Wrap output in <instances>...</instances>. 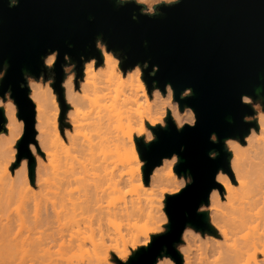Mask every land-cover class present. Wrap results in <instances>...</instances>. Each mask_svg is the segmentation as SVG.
Returning <instances> with one entry per match:
<instances>
[{
  "label": "water",
  "instance_id": "1",
  "mask_svg": "<svg viewBox=\"0 0 264 264\" xmlns=\"http://www.w3.org/2000/svg\"><path fill=\"white\" fill-rule=\"evenodd\" d=\"M143 10L135 0H0V97L10 93L26 136H33L35 110L26 76L39 78L50 71L63 123L69 107L64 66L73 64L75 81L82 78L85 62L95 58L101 63L98 42L124 71L138 66L148 92L164 93L169 86L179 110L193 111V124L178 128L168 111L164 126H149L154 139L138 136L134 142L146 184L153 169L174 155V172L190 182L165 195L166 231L152 234L125 262L116 261L156 264L168 257L183 264L176 244L187 226L216 234L208 212L200 208L220 187L217 173L230 174L225 141L242 140L258 126L246 120L255 111L244 97L259 101L264 111V0H177L156 4L153 13ZM53 53L48 68L44 60ZM185 91L190 93L183 96ZM5 123L0 107V129ZM27 170L33 182V159Z\"/></svg>",
  "mask_w": 264,
  "mask_h": 264
},
{
  "label": "rangeland",
  "instance_id": "2",
  "mask_svg": "<svg viewBox=\"0 0 264 264\" xmlns=\"http://www.w3.org/2000/svg\"><path fill=\"white\" fill-rule=\"evenodd\" d=\"M135 1L143 4V11L148 13L154 12L156 4L164 2L153 0V3L151 5H148L137 0ZM174 1L177 0H173V2ZM97 48H99L100 50L101 48H104L106 50L104 44H102L101 42L97 43ZM50 55H48L44 60V64L48 68L52 67V64L55 60L54 58L52 64H48L47 59ZM92 59L96 61L94 58ZM116 60L118 63L120 62L117 57ZM90 61L91 60L85 62L84 65L89 63ZM96 67V71L101 70L100 64L96 65ZM128 71H131V69L128 68L125 72ZM64 73V80L69 75H73V79L75 81V70L73 64L65 65ZM2 75L3 72H0V78L2 77ZM26 80L27 86L29 87V97L30 92L35 88L46 92L52 91V93L54 94L55 100L58 105V110L55 111V121L57 130L61 136L62 146L71 150L73 146V140L71 136L76 137V140H74V142L77 143L83 139H89L94 143H98L99 147L95 154V164H99V168L97 171H95L94 175H92L90 171L86 173V175L88 174L87 177L83 176L82 173H77L75 179L69 176H65L62 173V168L59 169V172H57V174H39V176L36 177V172L39 165L38 160L41 158V156H43L44 158V154H42V152L40 151V146L38 145V141L36 139L37 130L34 125V135L31 136V134L29 133L26 136L27 131L25 129L24 121L22 119L20 120L17 117L18 122H21L22 126L21 129L15 127V130L13 131L12 139L15 142L12 144V152L9 154L11 157H9L7 171L13 177V175L19 173L20 169H23L26 166L27 182H22V176L20 175V178H18L17 180L18 182L21 181V183L14 182L12 187H10L9 184H6L7 178L3 176L0 177V186L2 184L4 186H8V188H10V190L12 191L9 199H7L5 196L0 195V233H2V230L4 232L0 235V264H118L116 259L125 262L127 258L132 254V252H134L137 248L143 246L145 242H150V236L152 234H160L166 231L168 219L164 211V200L166 194L173 193H160L158 191L156 183L151 182L150 176L148 180V184H150L146 187L145 191L135 186L137 185V182H134L133 184L121 182L120 184L115 186L114 184L120 178L122 180L125 179L124 170L120 165L115 166L114 163V156L117 151L116 147L118 146V144L120 146L123 142L128 143L130 138L134 139L135 137L139 136L138 130L141 128V122L137 119L140 118L139 115L141 114L146 116L147 111H149V113L153 115V113L151 112V107L154 103L152 97L154 90L159 91L162 95V100L157 104L159 111L164 113V119L168 111L171 115V107L177 106V110L181 113L188 112L190 108L184 107L183 110H179L178 103L173 99L172 90L171 93L168 94L167 87L164 93H162L159 89H153L151 90V92L147 91L149 97V107L147 106L148 104L145 99L142 97L137 98L135 102L127 104L124 108L126 113L133 119V122L130 123L128 127L123 120L122 126H111L109 128V133L104 140V138L101 137L100 130L98 131V129H96L91 124L93 118L96 115L95 112L97 111L94 106L85 105L79 107L76 114L77 123L74 124L75 128H72V124L69 121L73 116H70L68 114L70 103L67 102V99L65 98V102L69 107L63 119V123L59 122L60 107L56 93L51 87V83L53 82L52 72L48 71L46 73V76L41 75L39 78L26 76ZM103 80L104 78L102 76H96L89 81L96 84H103ZM83 81H86L84 75L82 76V78H79L77 81H75V83L79 85V83ZM115 88V86H110L111 91L103 101L107 105L113 103V99H115L116 97V92L114 91ZM189 93V91H185L183 93V96L188 95ZM100 95L102 96L103 92H101ZM7 97H9L13 101V99L10 97L9 92L5 94L4 100L7 99ZM0 99L2 98L0 97ZM244 101L251 104L255 111L254 115L246 117V120L257 121L258 113L263 111L261 103L259 101L253 102L248 97H246ZM0 107L3 108L1 105ZM17 113L18 109L16 107V115ZM190 113L194 119V113L192 112V110H190ZM171 117L178 128L184 125L183 124L181 126H178L176 120L172 115ZM149 126H151L149 123H145L143 125V127H145V129L147 130L148 135L151 136L149 138L150 141L154 139V136ZM4 133H6V128L5 130L0 129V147L2 146L1 144ZM139 137H143V139L145 140V135H141ZM212 139L215 140V137L212 136ZM234 140L239 141V139H227L225 141V146L230 152V146L233 144ZM212 156H214V154H212ZM77 158L79 159V161H83V159H80L79 156ZM31 159L35 161V175L33 182H30L27 170V165ZM176 161L177 158L174 155L171 158L164 159L162 164L155 167L154 169L166 171L168 169V165L173 164L174 167ZM141 162V172L144 181L142 170L144 161L141 160ZM78 171L80 172L81 168H79ZM175 175L177 177V182L171 183V188L175 186L183 188L186 183L190 182L189 177H178L176 173ZM79 177L85 178L78 179ZM87 184H89L90 188L89 186H87ZM88 188L92 193L93 200H95L96 202H93L92 207L88 211L77 206L74 211V218L70 217V221L74 220L76 222L74 226H71L72 231H77L78 235L72 237L68 235L59 237L58 235L54 234V236L49 238L47 235L48 233L59 231V226L56 221L55 223H50L52 219L55 220L54 215H56V212H61L62 207L66 205V208H71V202H80L84 198V193H87L89 191L87 190ZM84 189L85 191L87 190V192H84ZM215 189L220 190V188ZM34 195H40L41 198H43L42 202L44 203V207L42 206L36 211L34 210V208L28 206L25 207L26 205H29L26 204L27 200L29 199L30 201V198ZM137 197H139L142 201H144V199L147 197L155 199L154 206L157 209L155 210L157 212L155 213L156 216L154 221L158 225L159 229L156 232L151 233L150 236L144 235V232L146 227H149V225H151L152 220H149L146 214L133 213L131 211L130 199ZM221 197H223L222 193ZM22 204L24 205V207ZM52 204L55 210L52 209ZM208 205H202L200 210L208 212L209 223L217 231L216 227L211 222ZM24 208L25 210H27V212H25ZM155 211H153V213ZM17 212H19L20 214L23 213L21 215L23 217V220ZM45 212L52 214L53 218L51 217L49 220H46L44 216ZM18 217H20L19 219H21L22 222L21 220L19 221ZM2 226L6 228L4 229V227ZM7 232H10L11 236H6ZM208 235L214 236L207 232L201 233L200 231H195L189 226L185 228L181 236V242L176 244V248L183 256V264H185L186 256L188 255L190 257H195V259L198 257V251L194 249V245H198L201 238L204 239V237ZM11 238L13 241L10 240ZM188 246L191 247V250H189ZM7 255L8 257H6ZM125 256H127L126 259L124 258ZM9 257L11 259H9ZM156 264L175 263L170 258L163 257L161 259H158Z\"/></svg>",
  "mask_w": 264,
  "mask_h": 264
},
{
  "label": "bare ground",
  "instance_id": "3",
  "mask_svg": "<svg viewBox=\"0 0 264 264\" xmlns=\"http://www.w3.org/2000/svg\"><path fill=\"white\" fill-rule=\"evenodd\" d=\"M137 1L148 5L153 3V0ZM157 1L166 2V0ZM54 58L55 55L53 53L47 59L48 64H52ZM90 60L91 61L83 67V75L86 81L80 82L79 85H77L73 79V75H69L63 81L65 98L67 102L70 103L68 114L73 116L69 122L72 124V128H75L74 124L77 123L76 114L78 108L85 105L94 106L97 111L95 112L96 115L91 124L98 129V131L100 130L101 137L105 140L111 126L120 127L123 125V120L128 127L130 123L133 122L131 116L125 111L124 107L127 104L135 102L137 98L142 97L149 107V97L139 67H135L128 72L123 71L115 55L104 48H101L100 71H96L98 61L96 59V61L93 59ZM96 76H102L104 78L103 84L98 83L100 81L97 82L98 84L89 81ZM110 86L116 87L114 91L116 92V97L119 98L115 97L113 103L107 105L103 101L111 91ZM171 90L172 89L167 86L168 94L171 93ZM101 92H103L102 96L100 95ZM161 96L159 91L154 90L152 96L154 103L151 107L153 115L147 111L146 116L141 114L139 115L140 118L137 119L141 122L138 135H145L146 141H149L151 136L148 135L147 130L143 127L145 123H149L151 126L158 124L164 125V113L159 111L157 104L162 100ZM30 98L34 102L35 128L37 130L36 139L40 146V151L44 154V158L41 156L38 160L39 165L36 177H38L39 174H57L61 168L65 176L74 179L77 173H82L83 176L87 177L88 174L86 175V173L90 171V173L94 175L95 171L99 168V164H95V154L99 147L98 143H94L89 139H83L77 143L74 142L76 137L71 136L73 146L71 150L65 148L62 146L61 136L56 126L55 111L58 110V105L52 91L46 92L35 88L30 92ZM244 99H246V97H244ZM0 105L3 107V112L7 119L5 125L6 133H4L2 146L0 147V177H6V184L12 187L14 182L21 183V181L18 182L17 180L20 178V175L22 176V182H27L26 166L20 169L19 173L13 175V177L7 171L9 157H11L9 154L13 150L12 144L15 142L12 139L13 131L15 127L21 129L22 123L18 122L15 103L9 97L5 100L0 99ZM190 110L181 113L177 110V106L171 107L170 109L171 115L176 120L178 126L185 123H193L195 118L193 119L191 116ZM257 124V128H251L249 133L243 138L244 143L243 139L239 140L240 142L234 140L233 144L230 146V168H232L233 173L232 170L230 174L220 170L216 175V181L220 184V190L214 188L209 196L208 207L210 219L217 229L216 234L214 236L208 235L204 237V239L201 238L200 243L194 245V249L198 251V257L195 259V257L186 256L185 264H264L263 111L259 112L257 115ZM116 150L114 163L115 166L120 165L124 170L125 179L122 180L120 178L114 185L116 186L121 182L127 184L137 182L135 186L145 191L150 183L146 184L143 181L141 172L142 162L139 158L134 139L130 138L128 143L123 142L120 146L118 144ZM78 156L80 159H83V161H79L77 158ZM79 168H81L80 172L78 171ZM85 177H79L78 179H83ZM150 179L152 183H156L158 191L162 194H166L167 192L176 194L181 189V187L178 186L171 188L170 185L171 183L177 182L173 164L168 165L166 171L154 169L150 175ZM87 186H89V184H87ZM89 188L87 190H89ZM85 189L84 192H87ZM0 192V195L5 196L7 199H9L12 194L10 188L3 184L0 186ZM221 193L223 197H221ZM42 199L40 195H34L30 198V201L29 199L27 200L26 204L29 205L25 204V207L34 208L36 211L43 206L44 203ZM93 202L96 201L93 200L92 193L89 190L87 193H84V198L80 202H71L70 209L66 208L67 205L63 206L64 208L62 207L61 212H58L59 214L56 212V215H54L55 220L52 219V221H50V223H55V221L58 223L59 231L48 233V237L51 238L54 234L59 237L66 235L70 237L77 236L78 232L72 231L71 227L74 226L76 222L74 220L70 221V217L74 218V211L77 206L88 211L92 207ZM154 202L155 199L150 197L145 198L144 201L139 197L130 199L131 211L133 213L146 214L149 220H152L151 225L145 229L144 235L146 236H150L151 233L159 229L154 221L156 216L155 213L157 212L155 211L157 209L154 206ZM52 209L55 210L53 204ZM153 211L155 212L153 213ZM25 212H27V210H25ZM22 214L19 213L20 217H22ZM44 216L46 220H49L51 217L53 218V215L48 212H45ZM20 217H18V219ZM20 220L21 219H19V221ZM5 228L6 227H4V229ZM2 233H4L3 230ZM2 233H0V235ZM9 235L10 232H7L6 236ZM10 240H12V238ZM148 242L149 241L145 242L143 246H146ZM188 248L191 250L190 246H188ZM6 257H8V255ZM10 257L9 259H11ZM124 258L126 259L127 256Z\"/></svg>",
  "mask_w": 264,
  "mask_h": 264
},
{
  "label": "clouds",
  "instance_id": "4",
  "mask_svg": "<svg viewBox=\"0 0 264 264\" xmlns=\"http://www.w3.org/2000/svg\"><path fill=\"white\" fill-rule=\"evenodd\" d=\"M166 3L169 4V5H172L173 4V0H166Z\"/></svg>",
  "mask_w": 264,
  "mask_h": 264
},
{
  "label": "flooded vegetation",
  "instance_id": "5",
  "mask_svg": "<svg viewBox=\"0 0 264 264\" xmlns=\"http://www.w3.org/2000/svg\"><path fill=\"white\" fill-rule=\"evenodd\" d=\"M153 13V12H152Z\"/></svg>",
  "mask_w": 264,
  "mask_h": 264
}]
</instances>
